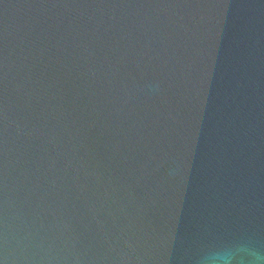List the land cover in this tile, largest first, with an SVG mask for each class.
I'll list each match as a JSON object with an SVG mask.
<instances>
[{"label": "water", "instance_id": "1", "mask_svg": "<svg viewBox=\"0 0 264 264\" xmlns=\"http://www.w3.org/2000/svg\"><path fill=\"white\" fill-rule=\"evenodd\" d=\"M0 264H264V0H0Z\"/></svg>", "mask_w": 264, "mask_h": 264}]
</instances>
